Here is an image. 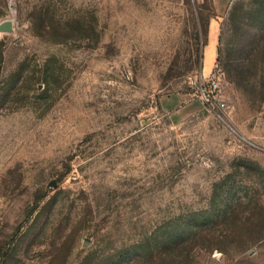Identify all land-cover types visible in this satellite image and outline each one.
<instances>
[{
  "label": "rangeland",
  "instance_id": "rangeland-1",
  "mask_svg": "<svg viewBox=\"0 0 264 264\" xmlns=\"http://www.w3.org/2000/svg\"><path fill=\"white\" fill-rule=\"evenodd\" d=\"M224 3L0 0V264H264V2Z\"/></svg>",
  "mask_w": 264,
  "mask_h": 264
},
{
  "label": "built area",
  "instance_id": "built-area-1",
  "mask_svg": "<svg viewBox=\"0 0 264 264\" xmlns=\"http://www.w3.org/2000/svg\"><path fill=\"white\" fill-rule=\"evenodd\" d=\"M192 85L196 88L199 98L212 109H223L226 101L222 96V80L212 72L190 76Z\"/></svg>",
  "mask_w": 264,
  "mask_h": 264
},
{
  "label": "trees",
  "instance_id": "trees-1",
  "mask_svg": "<svg viewBox=\"0 0 264 264\" xmlns=\"http://www.w3.org/2000/svg\"><path fill=\"white\" fill-rule=\"evenodd\" d=\"M264 2V0H263ZM259 13L260 14H263L264 13V6H262L259 10ZM46 14V17L47 16H50L51 14L49 13H45ZM86 20L85 18H83V24H86V22L84 21ZM199 34L200 32L197 31L196 32V37L197 39H199ZM220 50H218L219 52ZM202 57V54H201V43L200 41L198 42V45H197V62L200 61V58ZM218 59H220V54H218ZM227 76L228 78L235 82L237 85L239 86H243V87H247L250 85V77L248 75H246L242 70H240L239 67L237 66H234V64L231 62V61H227ZM12 251H16V249H11ZM0 251H2V254H4L6 256V253L9 251V250H2V248H0Z\"/></svg>",
  "mask_w": 264,
  "mask_h": 264
},
{
  "label": "crops",
  "instance_id": "crops-1",
  "mask_svg": "<svg viewBox=\"0 0 264 264\" xmlns=\"http://www.w3.org/2000/svg\"><path fill=\"white\" fill-rule=\"evenodd\" d=\"M214 1L217 10L221 11L222 8L225 6L224 2H226V0H214ZM211 35H212V39L211 41L210 39H208L204 49L203 67L201 69V72H203L204 74H210L212 72V69L210 67L213 65L214 59H216L218 55L219 42L217 37V25H215L214 23L211 24L210 27V37ZM206 54H207V58L205 57Z\"/></svg>",
  "mask_w": 264,
  "mask_h": 264
},
{
  "label": "water",
  "instance_id": "water-1",
  "mask_svg": "<svg viewBox=\"0 0 264 264\" xmlns=\"http://www.w3.org/2000/svg\"><path fill=\"white\" fill-rule=\"evenodd\" d=\"M15 30L14 20L6 18L0 21V32H13Z\"/></svg>",
  "mask_w": 264,
  "mask_h": 264
}]
</instances>
